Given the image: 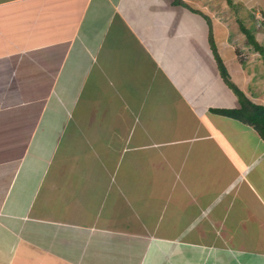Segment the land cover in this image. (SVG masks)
<instances>
[{"label":"crops","instance_id":"0c3cea01","mask_svg":"<svg viewBox=\"0 0 264 264\" xmlns=\"http://www.w3.org/2000/svg\"><path fill=\"white\" fill-rule=\"evenodd\" d=\"M182 1L0 0V264H264V138L215 112L209 35L264 105L260 53Z\"/></svg>","mask_w":264,"mask_h":264},{"label":"rangeland","instance_id":"374dc122","mask_svg":"<svg viewBox=\"0 0 264 264\" xmlns=\"http://www.w3.org/2000/svg\"><path fill=\"white\" fill-rule=\"evenodd\" d=\"M209 0H203V2H208ZM244 2H240L239 0H218V12L219 14L221 13H226L228 17L234 19V22L238 23V25H244V26H248L251 29V32H255V36L256 39L261 43L262 46H264V15H259L258 19L254 18L253 15H251L252 12H254L253 7L256 6V4L261 5V7L264 9V2L263 3H258L259 0H249L250 5H246L247 0H243ZM201 0V3H203ZM255 4V5H254ZM208 6V5H207ZM203 9H205V6H203ZM248 7V8H247ZM204 13V12H203ZM223 16V15H221ZM241 28V27H240ZM239 37H241V39H238V44H234L236 45L235 48L240 49L242 48L246 53L247 50H249L248 54L251 56L252 53H254L255 51H253V46L249 45L248 41H247V36L245 35L243 30H239ZM216 46L217 42L215 41ZM253 51V52H252ZM258 52V51H257ZM244 55H246L244 53ZM252 57V58H251ZM248 60L245 59L244 65L246 68L247 67H251L252 69H254V74L252 76V78H258L259 74L262 76H264V66H262V64L260 65L258 62H262L264 60V57L260 54L257 57L251 56ZM239 72H242L241 70ZM248 77H251V72L248 74ZM264 91V89H263ZM264 168V165L262 166ZM261 166L258 168L260 169ZM261 171V169H260ZM263 175H264V169H263ZM253 176H258L257 171L253 172L252 177ZM262 176V173H261ZM201 182V180L199 181V183ZM199 184L195 185L194 189L198 187ZM259 186H261L259 188ZM263 184L261 183H257V188L262 189ZM264 191V190H262ZM252 219H245V222H250ZM244 221V219H243ZM239 225L238 224H233L232 228H234L235 230H237V227ZM263 226H264V222H263ZM244 229L248 232V231H252L256 234H258L257 230L254 231L253 227H249L244 225ZM264 229V228H263ZM262 234H264V232H262ZM261 235V234H260ZM233 237V240H237L238 235L237 234H232L230 232V238ZM205 239V238H204ZM260 240V239H264L262 237H260L259 235L256 238V241Z\"/></svg>","mask_w":264,"mask_h":264},{"label":"trees","instance_id":"16d2710c","mask_svg":"<svg viewBox=\"0 0 264 264\" xmlns=\"http://www.w3.org/2000/svg\"><path fill=\"white\" fill-rule=\"evenodd\" d=\"M175 2L183 3L182 0H175ZM240 27L247 36L249 45L253 46V49L264 57V46L256 39L255 32H251L248 26L240 25ZM209 41L223 80L235 92L241 102L240 108H215V112L229 115L250 124L258 131L261 137L264 138V105L252 101L233 81L225 62L218 52L212 31L209 35Z\"/></svg>","mask_w":264,"mask_h":264}]
</instances>
